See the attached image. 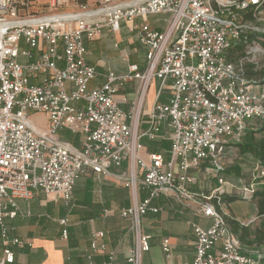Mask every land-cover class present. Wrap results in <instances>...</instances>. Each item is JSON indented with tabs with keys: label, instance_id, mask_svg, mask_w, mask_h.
<instances>
[{
	"label": "built area",
	"instance_id": "obj_1",
	"mask_svg": "<svg viewBox=\"0 0 264 264\" xmlns=\"http://www.w3.org/2000/svg\"><path fill=\"white\" fill-rule=\"evenodd\" d=\"M76 1L0 0V264L12 263V246L23 245L5 223L6 217L17 215L18 199H31L42 190L69 202L81 175H109L124 163V184L134 193L140 188L147 192L122 210L136 233L130 264H142L143 253L151 248L141 220L148 211L160 210L152 202L161 195L195 201L213 219L208 227L194 224L196 256L191 264H259L242 251L214 202L226 189L197 195L189 187L195 182L189 171L207 162V170L225 184L219 174L228 148L240 142L252 119L264 120V87L246 77L243 60L235 64L226 56L250 27L242 11L251 4L260 8L264 0H99L101 5L93 9L85 5L56 11L74 7ZM161 13L167 14L164 29L148 23L139 28L149 47L146 68L132 64L125 74L109 70L104 84L91 86L98 71L87 60L85 40L99 38L104 27L118 29L122 20ZM132 78L143 81L140 97L152 78L160 80V94L170 93L167 102L155 103L141 133L130 122L135 111H125L116 98ZM30 111L45 114L48 126L39 127ZM165 122L172 129L171 157L153 152L144 158L141 138H157ZM64 127L84 134L81 149L72 150L57 138ZM263 175L260 169L257 177ZM255 186L244 185L242 194L252 196ZM104 235L93 233L94 250L105 249ZM63 236H68L66 228ZM164 250L169 252L168 239Z\"/></svg>",
	"mask_w": 264,
	"mask_h": 264
},
{
	"label": "crops",
	"instance_id": "obj_2",
	"mask_svg": "<svg viewBox=\"0 0 264 264\" xmlns=\"http://www.w3.org/2000/svg\"><path fill=\"white\" fill-rule=\"evenodd\" d=\"M163 15V17L161 16ZM167 14L161 13L137 18L130 22L122 20L118 29L104 27L99 38L85 40L88 48L87 60L97 68L98 76L91 86L102 85L109 70L117 74L129 72L130 65L137 64L140 70L147 66L149 47L142 41L139 28L148 23L156 29H164ZM23 59V58H22ZM143 81L132 78L117 94V101L127 112L135 111L130 120L136 131L141 133L148 128L149 115L160 100H169V91L161 94L160 80H149L144 94L140 97ZM172 129L165 122L155 139L141 138L144 145L141 155L148 158L149 153H162L171 157ZM57 138L69 145L72 150L82 148L84 134L64 127L59 129ZM207 162L201 168L190 169L195 182L189 187L197 195L209 194L218 187L226 189L222 196L230 195L232 183L221 185L218 177L207 170ZM127 168H111L109 175L88 171L75 183L73 197L67 202L58 195H47L38 190L31 199H18V213L14 218L6 217L5 223L11 236L23 241V245H13L15 258L9 264H130L129 257L135 246L136 233L131 217H124L122 210L130 207L136 198L141 201L147 192L138 189L136 193L122 181L121 173ZM220 175V174H219ZM152 205L159 207L158 212L148 211L141 220V231L148 235L151 248L142 255V264H191L196 256L194 224L208 227L213 219L199 210L195 201L180 200L177 195H161ZM232 210L225 203L224 213L233 212L245 224L260 223L252 211L240 213L235 204ZM66 219L64 225L62 220ZM68 236H63V229ZM96 231L105 233L102 243L104 250H94L91 246L92 235ZM169 240V252L164 250L165 240ZM4 244L0 225V261L4 256Z\"/></svg>",
	"mask_w": 264,
	"mask_h": 264
},
{
	"label": "trees",
	"instance_id": "obj_3",
	"mask_svg": "<svg viewBox=\"0 0 264 264\" xmlns=\"http://www.w3.org/2000/svg\"><path fill=\"white\" fill-rule=\"evenodd\" d=\"M261 7H264V3ZM260 8L251 4L242 11V15L245 17L244 20L253 23L254 26L252 25L253 27L250 26L245 28L241 37L233 42L232 46L228 49L226 56L230 62L239 64L242 60L244 61L247 45L254 41H257L264 51V21L259 20L258 17ZM243 69L246 77L251 82L264 86V60L259 64L244 62ZM257 133L262 134L261 137H258L256 135ZM244 136V141L233 143V145H238L243 155L253 156L258 161L256 162L257 165L258 163L264 164V120L259 118L252 119L247 126ZM231 146L232 145L228 148V152ZM256 167L257 166L254 165L252 177H250L249 181H246L247 183L245 185L255 183L257 187L259 186L253 193L252 199L256 208L255 215L260 219V223L254 224L255 222H253L245 224L242 220L237 219L235 214L231 211L229 214L224 213V217L230 230L237 236L242 251L256 259L259 264H264V184L257 177L259 172L255 175ZM262 167L260 169H264ZM233 168L237 173L241 171L240 166L237 164H235ZM220 176L225 181L232 183L235 188L242 189L244 186L241 179L229 174L227 169L222 170ZM220 198L219 200L217 198L214 199L217 207L222 210V205L225 203L228 205V208L232 210L236 197L225 195Z\"/></svg>",
	"mask_w": 264,
	"mask_h": 264
},
{
	"label": "rangeland",
	"instance_id": "obj_4",
	"mask_svg": "<svg viewBox=\"0 0 264 264\" xmlns=\"http://www.w3.org/2000/svg\"><path fill=\"white\" fill-rule=\"evenodd\" d=\"M77 3L75 4V6H71V7H65V8H61V9H57L56 11H65L68 9H72V10H80L83 8V6H87V9H93L96 8L97 6H100L101 3L99 0H77ZM85 3V4H83ZM79 6V7H78ZM163 17V15H161ZM258 17L259 20H263L264 21V7H261L260 10L258 11ZM165 18V15H164ZM242 19L244 20L245 17L242 15ZM163 22L165 23L166 21L163 20ZM248 24L250 26L253 25V23L247 21ZM254 26V25H253ZM252 26V27H253ZM256 27V26H255ZM255 46H259L261 48V50L256 51L253 50L252 48ZM264 60V51L263 48L261 47V45L257 42L254 41L253 43H249L247 45L246 48V57L244 59V62H254V63H261ZM262 87H264L263 85H260L259 89H262ZM30 116L31 119L39 126L42 128H46L48 126L47 123V117L45 114L40 113V112H35V111H30ZM258 137H261L262 134L257 133L256 134ZM244 137L240 140V141H244ZM223 161L224 164L226 166L225 169L228 170L229 174L234 175L237 178H240L242 183H244V185L247 183L246 181H249L250 177H252L253 174V168L254 165H256V174H258L260 168L262 166H264V164L262 163H257L258 162L253 156H246L243 155V153L240 151V148L238 147V145H233L230 148V151L227 152L224 157H223ZM256 163V164H255ZM235 164L239 165L241 168V171L237 173V171L233 168L235 166ZM264 168V167H262ZM259 180L262 181V183L264 184V175L261 177H258ZM256 187V190L257 186ZM232 191L230 190V195L236 197V200L234 201V204L236 206V209L244 214V218L245 215H248L251 211H252V207H253V195L249 196V197H245L242 194V191L240 190L241 188H235L234 186L231 187ZM253 223V222H252Z\"/></svg>",
	"mask_w": 264,
	"mask_h": 264
}]
</instances>
